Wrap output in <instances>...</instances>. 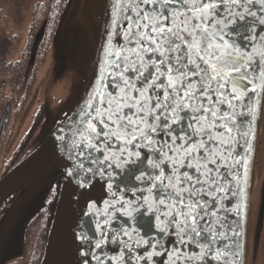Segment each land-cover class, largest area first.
<instances>
[{
    "label": "snow or ice",
    "instance_id": "6c2138e0",
    "mask_svg": "<svg viewBox=\"0 0 264 264\" xmlns=\"http://www.w3.org/2000/svg\"><path fill=\"white\" fill-rule=\"evenodd\" d=\"M111 8L79 122L52 141L70 188L63 264H237L264 115V0Z\"/></svg>",
    "mask_w": 264,
    "mask_h": 264
},
{
    "label": "flooded vegetation",
    "instance_id": "af4514ba",
    "mask_svg": "<svg viewBox=\"0 0 264 264\" xmlns=\"http://www.w3.org/2000/svg\"><path fill=\"white\" fill-rule=\"evenodd\" d=\"M43 2L44 0H34L28 5V15L25 16L26 29L21 40H18L19 33H11V29L4 23L7 10L0 5V177L14 166V158L17 154L15 150L21 154L28 150L31 129L34 130L37 124L35 121L47 111L46 105L50 104L54 97L50 89L44 91L48 93L46 97L43 95L44 92L40 94L42 96L34 95L37 85L45 77L43 73L46 70L47 58L52 61V57L58 58L59 55V50L54 54L49 51L53 40H45L46 23L49 17L46 15ZM97 2L98 0H94L90 2L91 5H88L89 1L85 0V10L83 12L81 10L85 23V12L88 6L93 7L90 16L87 17L89 22L84 24V28L93 32L94 42L98 40V30L93 29L94 23L97 22L95 17V13L98 12ZM15 47H18V51H15ZM30 123L31 126L24 129V125ZM45 136L43 135L42 138ZM15 141H18L16 149ZM60 184L61 182L56 183L53 171L42 175L40 189L34 198V207L21 219L18 248L14 255L2 264L43 263ZM262 185H264V179L257 193L258 201L253 218H249L247 264H264ZM30 186H24L0 204V222L18 195Z\"/></svg>",
    "mask_w": 264,
    "mask_h": 264
},
{
    "label": "rangeland",
    "instance_id": "374dc122",
    "mask_svg": "<svg viewBox=\"0 0 264 264\" xmlns=\"http://www.w3.org/2000/svg\"><path fill=\"white\" fill-rule=\"evenodd\" d=\"M31 1L34 0H0L1 7L6 8L7 10V13L5 15L6 20H4V23H6L8 28L11 29V33H19L18 40L22 39V36L26 29L25 16L28 15L27 9ZM88 1L89 3L87 4L91 5L94 0ZM110 3L111 0H98L97 2V7L99 8H97L98 12L95 13L97 22L94 23L93 27V29L98 30L97 44L94 42L93 32H90L86 29L87 33H85L83 31V25L85 23L82 20L80 21V18L83 16L82 12L85 10V0H68L63 9L61 17L59 18L58 23L54 25L52 33L46 35L45 40H53L52 44L49 47V51L54 54L59 50V55L58 58L52 57V61L47 58L45 67L46 70L43 73L45 77L42 78L39 84L37 85L36 92L34 91V95L35 97H38V95L43 94L45 90L48 91V89H50L52 90L51 95L54 97H52L50 104L47 103V111L35 121V123L37 124L34 126V130L31 129L32 132L30 133V142L28 150H25L22 154L19 151L15 150V153L17 154L15 155L14 166L12 167V169L15 168V166H17L18 164H20L23 160H25L35 150H37L61 126V124L65 122V120L72 114L75 107L82 98L95 67L96 58L94 60V64H92V61H90V59L91 55H94L96 54V52L99 51L102 34L104 31V21L107 18L104 14L105 11L109 13ZM105 5H107V7H105ZM92 8L93 7L88 6V10L85 12V18L90 16ZM91 25H93V23H91ZM78 41L81 42V47L80 50L77 52L76 50ZM48 46L49 44L47 45V47ZM15 51H18V47H15ZM49 69L51 71H49ZM72 92L73 94H71ZM47 94L48 93L44 92L43 95H45L46 97ZM30 126L31 123L25 124L24 129ZM43 135L46 136L42 138ZM40 138L41 140H39ZM258 138L259 144L256 155L255 189L251 197L250 213L246 225L247 240L245 264H247L249 218H253V214L255 212L256 204L258 201L257 193L264 179V116L262 115L260 120ZM17 144L18 141H15V149L18 148ZM11 170H9L8 172H10ZM52 171L53 169L48 170L45 173ZM45 173H43V175ZM1 178L2 177H0V179ZM40 182L41 179L38 182L37 179H34L28 182L26 184V187L28 185H31V187L37 186V184H39ZM61 186L62 181L60 184V192ZM38 190L39 187L35 190V192L31 193V198L26 203L24 209L17 216V218L10 224V228L7 231L0 232V264H2L7 258H11L14 255L16 248H18V232L20 229V223L22 221L21 219L34 207V198L36 197ZM24 191H22L21 193H23ZM60 192L58 200L60 197ZM56 210L57 206L49 231L47 239V250L45 252L42 264H56L55 260L52 258V254L48 252L52 242Z\"/></svg>",
    "mask_w": 264,
    "mask_h": 264
},
{
    "label": "water",
    "instance_id": "95a60500",
    "mask_svg": "<svg viewBox=\"0 0 264 264\" xmlns=\"http://www.w3.org/2000/svg\"><path fill=\"white\" fill-rule=\"evenodd\" d=\"M116 0H111L109 13L112 12L111 5L114 4ZM106 39H101L100 48L96 57L95 67L92 72L91 77L95 75L98 78L100 64L98 61L103 59V49L101 48L102 44L106 45ZM90 77V78H91ZM94 85V80H89ZM87 85V88L84 91L82 98L75 107L72 114L65 120L61 125L65 126V131L68 129L74 128L79 122L78 113L80 109L85 105L86 100L88 99L92 89ZM258 126L260 127L261 114L258 109ZM57 130L31 155H29L25 160L20 164L15 166L10 172L4 175L0 179V204L3 203L9 196L19 191L21 188L26 186V184L34 179H37V182L41 179L43 173L48 170L53 169V161L51 159L52 152V141L55 138ZM259 134V132H258ZM31 187V186H30ZM28 188L23 193H21L15 201L12 203L10 208L7 210L0 222V232L7 231L10 228V224L17 218V216L24 209V206L31 198L33 192L36 189H40V183L37 186ZM70 187H75V182ZM39 191V190H38ZM37 191V192H38ZM70 188L67 187V181L62 180L60 197L57 203V210L53 228L52 242L48 252L52 254V258L55 260L56 264H63L65 259L64 248H63V235L67 227V213H68V198H69ZM75 200L77 197H71ZM247 236V235H246ZM247 238L242 239V248L241 255L235 257L237 264H245V247Z\"/></svg>",
    "mask_w": 264,
    "mask_h": 264
},
{
    "label": "trees",
    "instance_id": "16d2710c",
    "mask_svg": "<svg viewBox=\"0 0 264 264\" xmlns=\"http://www.w3.org/2000/svg\"><path fill=\"white\" fill-rule=\"evenodd\" d=\"M68 0H44L42 3L44 5L46 15L49 17L46 23V35L52 33L54 25H56L59 21V18L62 15L63 9L66 5ZM82 21H84V16L81 17ZM84 26V25H83ZM83 31L87 33L86 28H83ZM79 40V39H77ZM95 43L97 44L98 41L96 40ZM81 42H77V52L80 50ZM98 51V50H97ZM97 52L94 55H91L90 61L94 64V60L96 58Z\"/></svg>",
    "mask_w": 264,
    "mask_h": 264
},
{
    "label": "bare ground",
    "instance_id": "6f19581e",
    "mask_svg": "<svg viewBox=\"0 0 264 264\" xmlns=\"http://www.w3.org/2000/svg\"><path fill=\"white\" fill-rule=\"evenodd\" d=\"M259 129H260V127L258 126V132H259ZM254 189H255V186H254ZM254 193V192H253ZM253 195V194H252ZM252 197V196H251Z\"/></svg>",
    "mask_w": 264,
    "mask_h": 264
}]
</instances>
